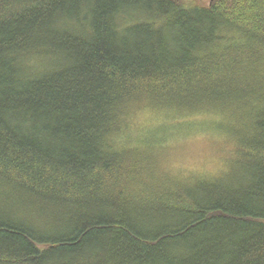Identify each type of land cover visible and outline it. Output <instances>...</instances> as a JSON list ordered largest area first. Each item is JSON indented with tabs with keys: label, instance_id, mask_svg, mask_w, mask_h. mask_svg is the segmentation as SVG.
Masks as SVG:
<instances>
[{
	"label": "trees",
	"instance_id": "trees-1",
	"mask_svg": "<svg viewBox=\"0 0 264 264\" xmlns=\"http://www.w3.org/2000/svg\"><path fill=\"white\" fill-rule=\"evenodd\" d=\"M145 112L222 170L122 145ZM0 264H264V0H0Z\"/></svg>",
	"mask_w": 264,
	"mask_h": 264
},
{
	"label": "rangeland",
	"instance_id": "rangeland-1",
	"mask_svg": "<svg viewBox=\"0 0 264 264\" xmlns=\"http://www.w3.org/2000/svg\"><path fill=\"white\" fill-rule=\"evenodd\" d=\"M215 119L198 115L174 119L159 113L145 112L134 118L119 142L126 147L142 146L145 143H157L160 137L165 141L163 166L168 173L214 176L223 168L217 148L220 136L210 127ZM161 128L163 130L159 136L156 130Z\"/></svg>",
	"mask_w": 264,
	"mask_h": 264
}]
</instances>
